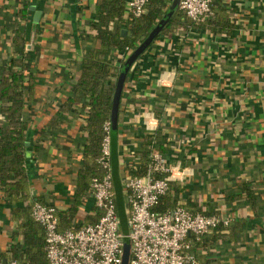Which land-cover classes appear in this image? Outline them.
<instances>
[{
	"label": "crops",
	"instance_id": "1",
	"mask_svg": "<svg viewBox=\"0 0 264 264\" xmlns=\"http://www.w3.org/2000/svg\"><path fill=\"white\" fill-rule=\"evenodd\" d=\"M21 1L0 0V62L12 54L9 35ZM99 2L29 0L26 64L35 78L24 112L25 171L30 195L56 211L72 204L85 165L89 114L73 88L97 32ZM219 5L228 21L221 32L186 22L160 34L129 67L114 136L110 126L116 210L126 215L122 183L143 161L144 135L155 132L166 162L182 172L167 195L194 212L234 217L216 241L205 235L203 262L264 264V0ZM111 58L120 72L118 53ZM10 207L0 191V254L15 229ZM96 212L87 193L75 221Z\"/></svg>",
	"mask_w": 264,
	"mask_h": 264
},
{
	"label": "trees",
	"instance_id": "2",
	"mask_svg": "<svg viewBox=\"0 0 264 264\" xmlns=\"http://www.w3.org/2000/svg\"><path fill=\"white\" fill-rule=\"evenodd\" d=\"M173 0H148L144 13L139 17L123 19L127 0H100L97 5V21L93 25L96 34L88 56L81 64V72L77 85L73 88L75 99L83 100L88 110L87 131L88 143L85 147V165L78 172V187L74 193L72 204L65 210L56 211L60 230L78 228L94 223L99 218L97 211L93 216H86L82 222H76V214L83 197L90 193L94 177H101L104 170L97 163L101 154L104 124L111 120L112 101L115 92L119 69L112 65L113 53H118L121 67L128 58L143 44V53L155 40L168 30H175L187 22L189 26L206 28L213 33L221 32L228 24L224 17L219 0L212 5V13L203 22L190 20L185 13L172 5ZM29 0H22L16 12V28L9 35L12 43V54L0 62V191L10 204L8 218L13 224L11 242L6 252L0 254V262L18 260L21 264H49L46 258L43 228L31 215L36 201L29 193V181L25 171L26 120L24 112L33 95L34 75L27 67L26 48L28 45L27 20ZM160 25L151 40L150 33ZM126 31L127 34H123ZM130 52V55H125ZM132 64V63H131ZM120 67V68H121ZM73 101V100H72ZM152 148L161 151L159 137L155 132L144 135L142 162L130 170L131 176L144 174ZM41 203V202H40ZM179 205L176 196L170 194L160 197L153 210L165 212ZM127 210V209H126ZM205 214V213H204ZM127 215V214H126ZM228 227L218 225L212 229L210 242L216 241L218 232ZM207 235V234H205ZM191 240L192 249L199 248L197 258L203 257L204 240ZM200 264H209V260Z\"/></svg>",
	"mask_w": 264,
	"mask_h": 264
},
{
	"label": "built area",
	"instance_id": "3",
	"mask_svg": "<svg viewBox=\"0 0 264 264\" xmlns=\"http://www.w3.org/2000/svg\"><path fill=\"white\" fill-rule=\"evenodd\" d=\"M214 1L180 0L178 8L190 20L203 22L211 16ZM147 2L129 0L128 17L142 15ZM104 130L101 154L97 159L104 174L92 179L90 191L99 212L98 220L76 229L60 230L54 206L40 202L32 206V218L44 231L48 263L121 264L123 239L128 237L127 264H199L191 240L199 241L218 225L230 226L234 217L194 212L182 204L165 212L153 210L182 172L177 166L169 165L159 150L152 148L144 174L127 177L122 183L128 231L121 233L110 166V121L105 122ZM0 264L21 263L13 259Z\"/></svg>",
	"mask_w": 264,
	"mask_h": 264
},
{
	"label": "water",
	"instance_id": "4",
	"mask_svg": "<svg viewBox=\"0 0 264 264\" xmlns=\"http://www.w3.org/2000/svg\"><path fill=\"white\" fill-rule=\"evenodd\" d=\"M180 0H173L172 5L173 6H178ZM40 19V12L36 11L34 14L33 22L31 25V31H30V38L29 42L30 44L33 43L34 37L36 34V24L39 22ZM160 25L156 27L149 35L148 39L151 40L152 37L154 36L155 32L159 29ZM125 31H123L124 34ZM145 45L143 44L140 48H138L126 61V64L123 65L121 68V71L119 72L117 81H116V86H115V92L113 96V101H112V114H111V120H110V126H111V136H114V131H115V126H116V121H117V115H118V107H119V101L122 93V88L129 70V67L131 66V63L134 61L138 53L143 50V47ZM28 142H25V146H28ZM130 250V243L128 237H124L123 239V256H122V263L121 264H127L128 259H129V251ZM6 259L2 260V263H5Z\"/></svg>",
	"mask_w": 264,
	"mask_h": 264
},
{
	"label": "rangeland",
	"instance_id": "5",
	"mask_svg": "<svg viewBox=\"0 0 264 264\" xmlns=\"http://www.w3.org/2000/svg\"><path fill=\"white\" fill-rule=\"evenodd\" d=\"M120 221H121V224H120V232L121 233H126L128 231V226H127V216L125 214H119L118 215Z\"/></svg>",
	"mask_w": 264,
	"mask_h": 264
}]
</instances>
